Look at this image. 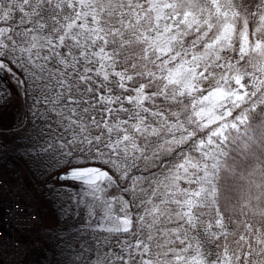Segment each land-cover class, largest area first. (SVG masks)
<instances>
[{"label":"snow or ice","instance_id":"1","mask_svg":"<svg viewBox=\"0 0 264 264\" xmlns=\"http://www.w3.org/2000/svg\"><path fill=\"white\" fill-rule=\"evenodd\" d=\"M0 83L52 264H264V0H0Z\"/></svg>","mask_w":264,"mask_h":264},{"label":"built area","instance_id":"2","mask_svg":"<svg viewBox=\"0 0 264 264\" xmlns=\"http://www.w3.org/2000/svg\"><path fill=\"white\" fill-rule=\"evenodd\" d=\"M0 188V261L26 264L31 248L38 245L41 219L18 173L1 170Z\"/></svg>","mask_w":264,"mask_h":264},{"label":"trees","instance_id":"3","mask_svg":"<svg viewBox=\"0 0 264 264\" xmlns=\"http://www.w3.org/2000/svg\"><path fill=\"white\" fill-rule=\"evenodd\" d=\"M23 90L21 104L23 105ZM9 117V113H6ZM8 121V119L6 120ZM3 125L0 126V134L3 131ZM19 131V130H18ZM27 127L21 129L17 136H13L11 140L4 141V148L0 150V170L5 171H16L20 172L18 167H22L25 171V179L29 192L31 193L35 205L41 211L45 213L46 210H52L54 215L56 214V207L51 204V196L48 194L47 188L45 187L43 181L44 167L42 161L30 160L25 154L24 144L27 143ZM21 173V172H20ZM22 174V173H21ZM65 191L71 192V189H66ZM52 232V226L41 227L38 231L39 237L44 238L43 242L37 247L31 255L30 264H52L54 258L56 260L61 259L59 255V250L54 247L55 241L49 238V233ZM54 235V233H52ZM55 252V256H54Z\"/></svg>","mask_w":264,"mask_h":264},{"label":"rangeland","instance_id":"4","mask_svg":"<svg viewBox=\"0 0 264 264\" xmlns=\"http://www.w3.org/2000/svg\"><path fill=\"white\" fill-rule=\"evenodd\" d=\"M9 79H11V77H9ZM11 84L13 85V87H15V83L13 82V80L11 79ZM0 87H3V84L0 83ZM21 98H22V89H20V96L18 98L17 101H14L13 103L9 104L7 107V113H9V119L8 121H6V124L3 126V131H2V135L4 137V141L5 140H11L13 138V136H17L20 131L21 128H17V122H18V116L19 113L21 111ZM19 130V131H18ZM19 171L24 175L25 171L23 170L22 167H18ZM25 176V175H24ZM42 215V219H43V227L44 226H52L54 223V219H55V215L52 212V210H46L45 213L41 214ZM36 240L38 242V247L40 246V244L43 242L44 238H40L39 234H36Z\"/></svg>","mask_w":264,"mask_h":264},{"label":"bare ground","instance_id":"5","mask_svg":"<svg viewBox=\"0 0 264 264\" xmlns=\"http://www.w3.org/2000/svg\"><path fill=\"white\" fill-rule=\"evenodd\" d=\"M0 171H1V170H0ZM2 171H5V170H2ZM9 172H14V171H9ZM15 173H18V174L21 176V179L23 180V183H24L25 191H26V193L28 194V196L30 197V204L34 207V209L36 210L37 214L39 215V217H40V219H41V223H40V225H39L40 227L37 229V233H38L39 229H40L41 227H43V226H42V225H43V219H42L41 212H40V210L37 208V206L35 205L34 199H33L32 195H31V193L29 192V189H28V186H27V182H26V179H25L24 175L21 174L20 172H16V171H15ZM37 247H38V245H36V246H34V247L31 248L30 253H29L28 257H27L28 260H27L26 264H30V263H31V261H32V260H31V255H32L33 251H34ZM24 264H25V263H24Z\"/></svg>","mask_w":264,"mask_h":264},{"label":"flooded vegetation","instance_id":"6","mask_svg":"<svg viewBox=\"0 0 264 264\" xmlns=\"http://www.w3.org/2000/svg\"><path fill=\"white\" fill-rule=\"evenodd\" d=\"M11 80V79H10ZM13 80V79H12ZM13 82L15 83V80H13ZM7 113V108L0 110V126L1 125H5L6 124V120L9 119V117L6 116ZM41 212V211H40ZM42 214V213H41Z\"/></svg>","mask_w":264,"mask_h":264}]
</instances>
